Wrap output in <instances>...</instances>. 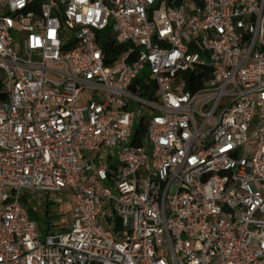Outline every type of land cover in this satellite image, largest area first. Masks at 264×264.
<instances>
[{
	"label": "built area",
	"instance_id": "built-area-1",
	"mask_svg": "<svg viewBox=\"0 0 264 264\" xmlns=\"http://www.w3.org/2000/svg\"><path fill=\"white\" fill-rule=\"evenodd\" d=\"M199 1L0 0V264H264V0Z\"/></svg>",
	"mask_w": 264,
	"mask_h": 264
},
{
	"label": "rangeland",
	"instance_id": "rangeland-1",
	"mask_svg": "<svg viewBox=\"0 0 264 264\" xmlns=\"http://www.w3.org/2000/svg\"><path fill=\"white\" fill-rule=\"evenodd\" d=\"M180 3V1L178 2ZM200 5H204L203 0L198 2ZM147 70L145 71V73ZM145 76L144 73L141 74V78ZM92 90L86 89L81 97L80 103L84 104L90 98ZM142 106L143 110L147 113H151L152 110L146 105ZM137 108V107H136ZM139 127L138 120L136 121L135 129ZM62 193H54L50 195V198L43 201L33 200L32 202H27L24 200L25 205L28 206L30 212L38 223V229L42 238L48 233V231H63L69 222L68 213L70 208L66 206L64 197H61ZM68 195V194H65ZM54 225H51V224ZM50 225V226H49Z\"/></svg>",
	"mask_w": 264,
	"mask_h": 264
},
{
	"label": "trees",
	"instance_id": "trees-1",
	"mask_svg": "<svg viewBox=\"0 0 264 264\" xmlns=\"http://www.w3.org/2000/svg\"><path fill=\"white\" fill-rule=\"evenodd\" d=\"M102 45L104 47L106 56H107V61L110 62L112 60H114L117 56V54L122 51L124 49V47H126L125 44H119L116 45L114 40L112 39V37H109V39L107 40H103ZM188 89H193V87L188 86ZM152 93L154 94V88L152 89ZM144 94H149V92L145 91ZM145 127L144 124L141 123L139 124V127L137 128V136L134 139V142L136 143H142V136H144L145 134Z\"/></svg>",
	"mask_w": 264,
	"mask_h": 264
},
{
	"label": "crops",
	"instance_id": "crops-1",
	"mask_svg": "<svg viewBox=\"0 0 264 264\" xmlns=\"http://www.w3.org/2000/svg\"><path fill=\"white\" fill-rule=\"evenodd\" d=\"M63 194V195H62ZM61 195V197H64L63 199H65V203H66V206L68 207V208H70L71 207V203H72V197H69V196H67V195H65L64 193H62ZM39 201H42V199H39ZM44 202V201H43ZM30 211V210H29ZM30 214H31V216L33 217V214L30 212ZM51 225H54L53 223L51 224ZM50 226V225H49Z\"/></svg>",
	"mask_w": 264,
	"mask_h": 264
}]
</instances>
